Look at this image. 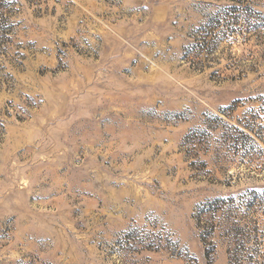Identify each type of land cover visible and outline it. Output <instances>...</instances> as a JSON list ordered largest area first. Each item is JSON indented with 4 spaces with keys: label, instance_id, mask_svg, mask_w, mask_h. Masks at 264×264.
<instances>
[{
    "label": "rangeland",
    "instance_id": "obj_1",
    "mask_svg": "<svg viewBox=\"0 0 264 264\" xmlns=\"http://www.w3.org/2000/svg\"><path fill=\"white\" fill-rule=\"evenodd\" d=\"M8 1L0 264H264V0Z\"/></svg>",
    "mask_w": 264,
    "mask_h": 264
},
{
    "label": "trees",
    "instance_id": "obj_2",
    "mask_svg": "<svg viewBox=\"0 0 264 264\" xmlns=\"http://www.w3.org/2000/svg\"><path fill=\"white\" fill-rule=\"evenodd\" d=\"M242 2L244 3L245 1L243 0ZM7 4H9L8 0H0V33H1L0 36H2L4 39H8L9 38V34L13 32V28H14V25H15V23L11 21V17H12L11 12L7 11V9H6ZM231 8L234 11L238 10L237 6H232ZM247 24H248V28H249V26L251 24V21L248 20V19H247ZM234 128L236 130H239L240 132H243L237 126H234ZM130 233H131V235H133L132 231H130L128 235H130ZM132 248H133V250H136V248L134 246ZM143 248H145L147 250H154V251L158 250V247H155V245H153L152 243H150L149 245L148 244L144 245ZM239 257H240V252L237 251V253H235V262L239 261ZM247 257L248 258H254V257H250V255H247Z\"/></svg>",
    "mask_w": 264,
    "mask_h": 264
}]
</instances>
